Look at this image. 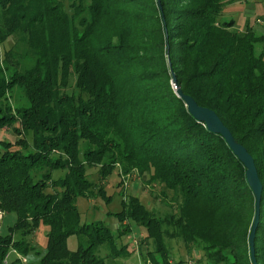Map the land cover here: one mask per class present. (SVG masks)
Masks as SVG:
<instances>
[{
    "label": "trees",
    "instance_id": "obj_1",
    "mask_svg": "<svg viewBox=\"0 0 264 264\" xmlns=\"http://www.w3.org/2000/svg\"><path fill=\"white\" fill-rule=\"evenodd\" d=\"M234 1L0 0V45L15 37L14 47L25 49L0 57V130L17 137L0 151V213L15 216L0 236V264H22L29 254L34 264H104L94 254L101 245L112 259L124 254L102 223L79 225L74 204L91 196L88 168H98L100 181L115 168L120 180L135 172L174 206L158 218L130 197L113 214L144 229L151 264H167L165 241L176 239L201 245L210 264H251L254 198L244 168L186 112L171 74L253 161L261 185L253 252L264 264V62L255 53L262 39L219 22ZM13 88L25 107L7 104ZM40 225L47 232L37 253L26 238ZM70 236L85 245L68 251Z\"/></svg>",
    "mask_w": 264,
    "mask_h": 264
},
{
    "label": "rangeland",
    "instance_id": "obj_2",
    "mask_svg": "<svg viewBox=\"0 0 264 264\" xmlns=\"http://www.w3.org/2000/svg\"><path fill=\"white\" fill-rule=\"evenodd\" d=\"M218 20L221 23L232 21V30L236 33H243L246 29H249L254 36L261 38V42L255 46V53L259 54L263 51L264 62V0H236L233 3L226 4ZM15 42V37H11L0 45L1 58L3 52L8 50H12L17 55L24 52L25 49L21 45L14 47ZM7 75L8 73H6ZM72 84L73 81L70 80L69 87L64 90L65 93L69 94L73 91ZM6 97L7 104L11 109L26 106V101L18 88H13ZM16 139L17 137L9 129L0 130V151L2 150V143L12 144ZM24 139L29 142L30 136H25ZM84 147L85 145L81 144L80 148L83 149ZM9 150L20 151L13 146L9 147ZM97 170L98 168H88L85 171L86 179L93 184L91 196L87 198L78 197L75 200L74 206L79 216V225L92 222L102 223L113 235L116 248L118 250L124 248L125 252L121 256L112 259L107 256V247L101 245L94 250V254L101 258L104 264H151L148 255L152 252V245L149 240L145 239L144 229L130 221L119 223L113 217V214L121 212V202L130 197L136 198L147 212L158 218L173 212L174 206H169L166 204V200L161 198L160 189L157 185L147 184L145 182L146 178L138 177L135 172L120 180L118 171L115 168L104 180L100 181ZM62 175L61 172H53L52 179L56 180ZM170 197L171 194L167 192V200ZM14 222L15 216L13 214L2 213L0 217V236L6 235L8 228H11ZM46 232V227L40 225L29 238H26V242L37 253H40L44 248ZM18 238L15 234L12 236L15 241ZM78 243L85 245L84 240L81 238L68 237L66 239L67 250L70 252L75 251ZM165 245L168 251L169 262L167 264H210L204 257L201 245H184L177 239L166 240ZM10 256L13 257L14 255L10 254ZM21 259L25 260V263L22 264H34L36 262V257L32 254L21 257ZM152 260H155L157 264H162L156 257Z\"/></svg>",
    "mask_w": 264,
    "mask_h": 264
},
{
    "label": "water",
    "instance_id": "obj_3",
    "mask_svg": "<svg viewBox=\"0 0 264 264\" xmlns=\"http://www.w3.org/2000/svg\"><path fill=\"white\" fill-rule=\"evenodd\" d=\"M171 86L173 87L175 96L180 99L185 107L186 112L198 123L204 125L206 130L212 134L220 136L232 155L239 161L244 168V177L246 184L254 198V213L252 223L247 237L248 252L251 264H256L253 252V239L258 223V208L261 194V185L258 181L257 174L251 157L245 149L235 143L228 130L222 126L216 115L205 108L198 107L194 101L184 96L177 88L174 76L171 74Z\"/></svg>",
    "mask_w": 264,
    "mask_h": 264
},
{
    "label": "built area",
    "instance_id": "obj_4",
    "mask_svg": "<svg viewBox=\"0 0 264 264\" xmlns=\"http://www.w3.org/2000/svg\"><path fill=\"white\" fill-rule=\"evenodd\" d=\"M0 217H1V214H0ZM11 253H12L13 255H15V253H14L13 251H12ZM15 256H16V255H15ZM19 259H20V262H21V263H25V260H24V259H21V258H19Z\"/></svg>",
    "mask_w": 264,
    "mask_h": 264
}]
</instances>
